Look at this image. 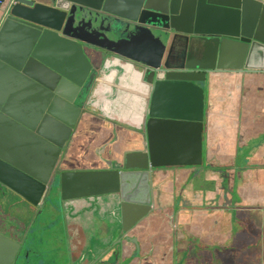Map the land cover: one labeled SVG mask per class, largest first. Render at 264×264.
Here are the masks:
<instances>
[{"label":"water","instance_id":"1","mask_svg":"<svg viewBox=\"0 0 264 264\" xmlns=\"http://www.w3.org/2000/svg\"><path fill=\"white\" fill-rule=\"evenodd\" d=\"M115 3L133 10L132 17H124L128 21L173 34L165 61L159 45L164 40L155 41L153 34L141 40L142 50L143 40L149 41L145 54L158 52L151 55L157 63L146 65L147 69L125 61L117 51L103 61L99 54L90 58L83 44L67 34L80 24L83 12L117 15ZM8 43L18 45V51L5 49ZM0 66L46 96L40 112L27 122L10 108L0 107V115L10 124L41 143L44 155L41 164H32L14 161L0 150V197L18 194L31 204L55 186L65 203L116 196L117 247L124 255L139 253L140 245L132 234L157 207L153 195L147 197L153 170L203 166L208 78L229 70L264 71V4L259 0H5L0 3ZM112 66L117 68L116 75L137 78L138 110L115 108V102L96 99V90ZM54 93L66 97V109L75 116L88 113L137 134L139 148L126 152L120 165L69 169L66 159L79 118L61 123L48 104ZM47 124H56V130L45 128ZM170 151L183 161L164 163ZM224 209L228 211L227 206ZM100 224L109 236V223L101 220ZM5 239L0 234V254L5 242L12 260L19 245Z\"/></svg>","mask_w":264,"mask_h":264},{"label":"crops","instance_id":"2","mask_svg":"<svg viewBox=\"0 0 264 264\" xmlns=\"http://www.w3.org/2000/svg\"><path fill=\"white\" fill-rule=\"evenodd\" d=\"M259 1L264 4V0ZM114 5L113 13L117 15L102 13L104 17H99L83 12L80 24L67 34L83 44L90 58L99 54L103 61L117 51L125 61L145 69L157 60L151 59L150 53L141 55L137 46H141V38L147 33L153 34L155 41L164 40V45L162 40L159 45L165 52V61L173 34L130 22L124 17H132L133 10ZM148 47L149 41L144 39L143 50ZM6 48H13L16 53L19 47L8 43ZM115 68L111 67L108 77L97 88L96 99L115 102V108L129 106L134 112L139 107L133 92L140 89L137 78L116 75ZM44 97V92L21 84L0 66V107L10 108L12 114L27 122L36 111L40 112ZM48 104L61 123L79 118L66 159L69 169L120 165L126 152L140 146L137 134L130 130L88 113L72 114L66 109L64 95L52 94ZM204 110L203 166L153 170L152 192L159 204L156 209L162 216L167 213L175 221L183 220L185 236L183 243H179L183 264H264V71L211 74L205 84ZM0 150L14 161L41 164L44 160L41 143L1 115ZM165 154L168 158H163L164 163L183 161L171 151ZM87 218L85 213L84 222H88ZM168 219L165 217V222ZM101 228L105 227L99 223L97 229ZM132 236H137V232ZM158 251L162 255L165 248L160 246Z\"/></svg>","mask_w":264,"mask_h":264},{"label":"flooded vegetation","instance_id":"3","mask_svg":"<svg viewBox=\"0 0 264 264\" xmlns=\"http://www.w3.org/2000/svg\"><path fill=\"white\" fill-rule=\"evenodd\" d=\"M52 126L55 131L56 124L44 125L47 129L51 127V130ZM147 195L149 198L153 195V201L159 206L152 191ZM0 199V234L7 241L9 239L19 245L15 257L10 260V246L7 247L4 242L5 251L0 254V264H183V249L179 246L185 236L183 220L175 221L167 213H163V217L158 209L137 226V236H132L140 245L139 253L124 255L117 247L119 224L116 222V196L103 201L95 199L93 202L65 203L61 201L60 188L55 186L48 192H41L34 200L36 202L31 204L18 194H11L7 198L13 200L12 203ZM85 213L88 214V222L83 220ZM165 217L169 218L167 222ZM101 220L109 223V236L104 233L105 228L97 229ZM50 224L58 226L61 236L52 238L55 242L44 247L41 246L42 237L32 232L34 228H44ZM112 243V247L106 251ZM160 246L165 248L162 255L158 251Z\"/></svg>","mask_w":264,"mask_h":264},{"label":"rangeland","instance_id":"4","mask_svg":"<svg viewBox=\"0 0 264 264\" xmlns=\"http://www.w3.org/2000/svg\"><path fill=\"white\" fill-rule=\"evenodd\" d=\"M141 40H142V38H141ZM137 50H140V54L141 55H143V54H145V52H144V50H142L141 49V46H137ZM149 54V53H148ZM150 54L152 55V56H156L157 54H158V52L157 53H151L150 52ZM57 225H49V226H47V227H44V228H34L33 229V232H32V234L33 235H38L40 238H41V246H46V244H48V243H50V242H52V243H54L55 241H53L52 240V238H59L60 236H61V231H59V229H58V226L56 227ZM43 238H45L44 240H43ZM43 242V243H42Z\"/></svg>","mask_w":264,"mask_h":264},{"label":"bare ground","instance_id":"5","mask_svg":"<svg viewBox=\"0 0 264 264\" xmlns=\"http://www.w3.org/2000/svg\"><path fill=\"white\" fill-rule=\"evenodd\" d=\"M132 77L135 79V76H132ZM137 86H138V85H137ZM137 86H135V87H137ZM137 88H138V87H137ZM137 88H136V89H137ZM133 90H134L133 92H134V94H135V91H136V90H135V89H133ZM134 96H135V98H136V94H135ZM136 100H137V98H136ZM137 101H138V100H137ZM135 116H136V114H134V117H135Z\"/></svg>","mask_w":264,"mask_h":264},{"label":"built area","instance_id":"6","mask_svg":"<svg viewBox=\"0 0 264 264\" xmlns=\"http://www.w3.org/2000/svg\"><path fill=\"white\" fill-rule=\"evenodd\" d=\"M1 1L4 2L5 0H1ZM1 1H0V3H2Z\"/></svg>","mask_w":264,"mask_h":264}]
</instances>
